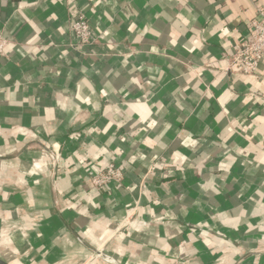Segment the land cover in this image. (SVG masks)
<instances>
[{"label": "crops", "instance_id": "obj_1", "mask_svg": "<svg viewBox=\"0 0 264 264\" xmlns=\"http://www.w3.org/2000/svg\"><path fill=\"white\" fill-rule=\"evenodd\" d=\"M260 9L0 0V261L264 264V62L229 64Z\"/></svg>", "mask_w": 264, "mask_h": 264}, {"label": "built area", "instance_id": "obj_2", "mask_svg": "<svg viewBox=\"0 0 264 264\" xmlns=\"http://www.w3.org/2000/svg\"><path fill=\"white\" fill-rule=\"evenodd\" d=\"M74 44L80 50L90 49L98 40L93 33L86 17L78 14L70 28ZM10 41L0 32V58L8 56ZM264 62V9L258 10L257 18L250 23V32L242 39L240 46L229 59L230 65L238 67L242 75H253ZM123 181L121 167L114 161L109 162L101 171L95 172L91 177L94 189H107L118 186Z\"/></svg>", "mask_w": 264, "mask_h": 264}, {"label": "water", "instance_id": "obj_3", "mask_svg": "<svg viewBox=\"0 0 264 264\" xmlns=\"http://www.w3.org/2000/svg\"><path fill=\"white\" fill-rule=\"evenodd\" d=\"M0 264H3V263L0 261Z\"/></svg>", "mask_w": 264, "mask_h": 264}]
</instances>
